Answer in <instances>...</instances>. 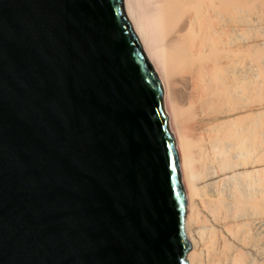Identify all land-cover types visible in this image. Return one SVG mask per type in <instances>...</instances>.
<instances>
[{
	"label": "water",
	"instance_id": "obj_1",
	"mask_svg": "<svg viewBox=\"0 0 264 264\" xmlns=\"http://www.w3.org/2000/svg\"><path fill=\"white\" fill-rule=\"evenodd\" d=\"M185 217L122 0H0V264H187Z\"/></svg>",
	"mask_w": 264,
	"mask_h": 264
},
{
	"label": "bare ground",
	"instance_id": "obj_2",
	"mask_svg": "<svg viewBox=\"0 0 264 264\" xmlns=\"http://www.w3.org/2000/svg\"><path fill=\"white\" fill-rule=\"evenodd\" d=\"M162 87L187 264H264V0H122Z\"/></svg>",
	"mask_w": 264,
	"mask_h": 264
},
{
	"label": "rangeland",
	"instance_id": "obj_3",
	"mask_svg": "<svg viewBox=\"0 0 264 264\" xmlns=\"http://www.w3.org/2000/svg\"><path fill=\"white\" fill-rule=\"evenodd\" d=\"M180 170V169H179Z\"/></svg>",
	"mask_w": 264,
	"mask_h": 264
}]
</instances>
